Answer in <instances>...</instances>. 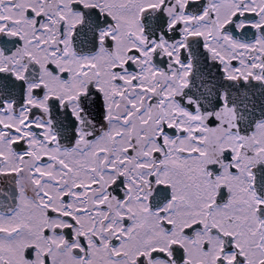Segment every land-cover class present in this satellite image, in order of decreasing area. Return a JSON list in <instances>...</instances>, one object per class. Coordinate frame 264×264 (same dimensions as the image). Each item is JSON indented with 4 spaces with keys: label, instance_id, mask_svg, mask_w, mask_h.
Instances as JSON below:
<instances>
[{
    "label": "snow or ice",
    "instance_id": "6c2138e0",
    "mask_svg": "<svg viewBox=\"0 0 264 264\" xmlns=\"http://www.w3.org/2000/svg\"><path fill=\"white\" fill-rule=\"evenodd\" d=\"M0 264H264V0H0Z\"/></svg>",
    "mask_w": 264,
    "mask_h": 264
}]
</instances>
